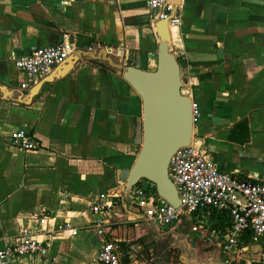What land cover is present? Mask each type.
Here are the masks:
<instances>
[{
  "label": "crops",
  "instance_id": "crops-1",
  "mask_svg": "<svg viewBox=\"0 0 264 264\" xmlns=\"http://www.w3.org/2000/svg\"><path fill=\"white\" fill-rule=\"evenodd\" d=\"M179 8L170 50L180 60L184 92L198 107L193 137L220 169L264 181V0H182ZM156 22L146 0H0V249L24 226L35 229L40 216L68 218L78 228L77 234L52 235L46 256L8 264L90 263L105 240L120 244L123 264H156V247L167 240L168 253L181 264H226L198 233L157 231L123 194L142 142V100L98 55L105 51L123 66L154 70ZM65 34L77 47L78 63L44 82L28 102L58 65L22 88L25 76L15 58ZM244 118L250 139L231 141L232 128ZM20 128L40 147L24 151L10 144ZM102 193L113 206L95 212ZM98 220L109 224L103 236L94 226ZM139 242L142 252L135 250ZM251 249L257 256L261 246Z\"/></svg>",
  "mask_w": 264,
  "mask_h": 264
},
{
  "label": "built area",
  "instance_id": "built-area-1",
  "mask_svg": "<svg viewBox=\"0 0 264 264\" xmlns=\"http://www.w3.org/2000/svg\"><path fill=\"white\" fill-rule=\"evenodd\" d=\"M146 2L154 21L167 20L173 40L180 25L179 6L171 0ZM76 51L70 35L65 34L54 45L38 47L27 55L16 57L15 66L25 76L21 87L30 88ZM194 111L195 115L198 114L197 105H194ZM9 142L24 151L40 147V142L27 128L13 131ZM169 176L181 199L179 208L161 198L154 183L147 179L123 191V194L159 232L184 227L220 248L226 264H264V181L241 178L220 169L207 153L204 143L195 137L190 145L174 153L169 164ZM112 206V199L102 193L93 210L107 211ZM210 216L225 219V230L212 227ZM37 220L35 229L24 226L14 242H8L0 249V264L11 263L27 255L46 256L52 235L59 231L70 235L78 232L68 218L56 221L51 216H40ZM108 225L103 220L94 223L100 236L105 234ZM252 244L261 246L257 256L251 249ZM84 264H123L122 247L115 241L105 240L94 262Z\"/></svg>",
  "mask_w": 264,
  "mask_h": 264
},
{
  "label": "water",
  "instance_id": "water-1",
  "mask_svg": "<svg viewBox=\"0 0 264 264\" xmlns=\"http://www.w3.org/2000/svg\"><path fill=\"white\" fill-rule=\"evenodd\" d=\"M171 2L177 6L182 4V0ZM156 30L160 41L154 70L134 65L123 66L107 56L105 51L98 57L102 56L110 66L117 68L142 100V143L126 180V191L141 180L147 179L154 183L161 198L179 208L181 199L169 176V164L178 149L190 145L193 141L195 102L192 95L184 92L181 63L178 56L170 50L172 35L167 20H158ZM78 60L79 55L76 53L59 64L53 74L30 91L28 102L38 94L44 82L65 76ZM144 248V243L139 242L135 250L142 252ZM195 264L206 263L196 260Z\"/></svg>",
  "mask_w": 264,
  "mask_h": 264
},
{
  "label": "trees",
  "instance_id": "trees-1",
  "mask_svg": "<svg viewBox=\"0 0 264 264\" xmlns=\"http://www.w3.org/2000/svg\"><path fill=\"white\" fill-rule=\"evenodd\" d=\"M250 139V131L248 127V119L244 118L240 120L231 130L230 133V140L234 142L239 143H245ZM214 216V215H213ZM213 216H210V224L212 227H215L217 229H221L222 231L225 230L226 224L225 219L218 220V218H214Z\"/></svg>",
  "mask_w": 264,
  "mask_h": 264
},
{
  "label": "rangeland",
  "instance_id": "rangeland-1",
  "mask_svg": "<svg viewBox=\"0 0 264 264\" xmlns=\"http://www.w3.org/2000/svg\"><path fill=\"white\" fill-rule=\"evenodd\" d=\"M174 49L177 50L176 47H174ZM185 93L189 94L187 91H185ZM141 129H142V121H141ZM141 141H142V139H141ZM141 143L142 142H140L138 145V150H140ZM144 240H146V239H144ZM169 244H170V240H167V241H165V243H163L159 246L160 248L156 247L157 248L156 249L157 256H158L156 264H181V262H179L176 255H174V259L171 258L172 256L168 253Z\"/></svg>",
  "mask_w": 264,
  "mask_h": 264
},
{
  "label": "flooded vegetation",
  "instance_id": "flooded-vegetation-1",
  "mask_svg": "<svg viewBox=\"0 0 264 264\" xmlns=\"http://www.w3.org/2000/svg\"><path fill=\"white\" fill-rule=\"evenodd\" d=\"M213 248H217L219 251H220V253L222 254V252H221V250H220V248H218V247H215V246H213L212 244H210ZM223 255V254H222Z\"/></svg>",
  "mask_w": 264,
  "mask_h": 264
}]
</instances>
